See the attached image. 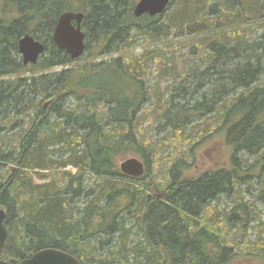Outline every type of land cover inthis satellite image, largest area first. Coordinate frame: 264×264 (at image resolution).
I'll list each match as a JSON object with an SVG mask.
<instances>
[{"label": "trees", "instance_id": "obj_1", "mask_svg": "<svg viewBox=\"0 0 264 264\" xmlns=\"http://www.w3.org/2000/svg\"><path fill=\"white\" fill-rule=\"evenodd\" d=\"M137 1L0 0V207L7 232L0 259L16 264L46 248L81 264H228L246 247L264 256V243H239L230 225L255 219L239 188L253 178V161H264V33L237 35L241 25L264 23V0H170L162 15L136 18ZM224 11L236 25L227 42L212 37L224 31ZM64 12L83 15L85 49L76 60L52 39ZM25 34L44 44L34 65H23L18 51ZM139 35L155 42L201 37L199 46L182 44L192 61L180 78L176 57L160 55L172 76L157 95L153 132L185 139L190 126L202 134L206 123L231 149L229 167L201 173L190 172L186 159L172 160L158 187L163 199L138 184L154 152L138 124L149 101L146 81L113 57ZM126 155L145 162L143 176L120 172ZM222 196L237 201L210 221V203Z\"/></svg>", "mask_w": 264, "mask_h": 264}, {"label": "rangeland", "instance_id": "obj_2", "mask_svg": "<svg viewBox=\"0 0 264 264\" xmlns=\"http://www.w3.org/2000/svg\"><path fill=\"white\" fill-rule=\"evenodd\" d=\"M213 16L214 15H208L207 17L210 23L214 21L212 19ZM219 20L220 21L218 22H220L221 25H224V31L221 34H216L212 37H216L224 42L230 41L235 35L232 33V30L229 31V27H236V25L228 23V21H233L234 15L231 13L228 17V14L224 11ZM238 30L237 35L246 34L243 30L248 32L252 31L251 34L253 35V39H258L261 38V34L264 33V23L261 25L259 22H254L249 25H241ZM198 38L201 37L194 36V38H185L174 37L171 35L163 40L155 42L154 40L144 39L139 35L136 36V39L132 42L130 48L113 54V57L121 56L130 68L129 71L141 75L145 79L148 87L149 101L147 105L143 106L138 115V124L142 123L143 126L141 127H144L142 132L145 141H150L154 152L151 156L153 160L149 173L146 178L139 181L138 184H147L149 192L159 199H163L165 193L164 190L158 189V187L161 184L165 185V183H167L168 163L176 158H182L183 160L186 159L187 163L190 162L191 165L189 171L195 173L219 169L223 166L229 167L228 162L231 149L225 144L222 132L216 131V127L213 125L204 123L203 133L206 131L209 134L207 135L208 137L202 139L201 143L198 145L193 144L200 140L203 133H196L195 130L198 129V127L194 128L196 125L189 127V136L185 139L174 138L169 134L166 135V132H156V130L153 132L152 122H154V117H156V114L158 113V105L156 103L157 95L163 94L164 89L167 86L166 82L172 76L170 73H167L170 68V63L165 61V59L164 61H161L160 55L164 54V52H168L169 54H172L173 57H176L174 61V65L176 66L174 67V72L176 73V76L180 78L184 73L186 74V72H189L187 68L192 61L190 60L191 57L189 54H187L185 45L182 44L186 43V45L189 46L190 44L195 43V45L199 46L200 41H197ZM147 52H156V58L154 60L151 59L152 57L149 54L147 56ZM83 61H85V59ZM83 61H80L78 64ZM185 61H187L186 64L184 63ZM191 74L193 73L191 72ZM259 155L264 157V150L260 151ZM131 156L132 155H126L123 159ZM158 157H163V159L161 160ZM250 158L254 160L256 155H253ZM253 162H255L253 165V178L251 177L252 179L242 183L241 188L239 189L242 196V202L248 204V218L253 216L255 219L252 220V222L249 221V225L241 226L237 224L242 228H237L234 223H230L233 228L231 230V236L235 237V240L237 241L241 240L239 243L243 242L244 244L248 241L257 244H261V242L264 243V198L258 196L260 191L264 190V178L260 180L259 177H257L259 180H256V176H258L264 168V161L261 158H258L257 161L255 160ZM69 171L72 175L76 173L74 169H70ZM246 187L249 189V192L244 191ZM236 201L237 200L234 197L230 196H222L218 200L212 201L210 203L212 210L208 213L210 216L209 220L215 221L219 212L225 211L229 213L233 209ZM239 213H241V211L236 209L235 219ZM237 217L239 218L240 216L238 215ZM243 247H245V245ZM4 256L5 255H3V258L6 260V256ZM228 264H264V256L255 255L252 251H248L246 247V249L239 251L238 254L235 255V258Z\"/></svg>", "mask_w": 264, "mask_h": 264}, {"label": "water", "instance_id": "obj_3", "mask_svg": "<svg viewBox=\"0 0 264 264\" xmlns=\"http://www.w3.org/2000/svg\"><path fill=\"white\" fill-rule=\"evenodd\" d=\"M170 0H138L133 8V15L136 18L144 15L154 17L162 15ZM81 13L64 12L59 15L53 29L52 39L54 44L65 50L72 60L81 57L85 49V34L81 30ZM18 51L23 65L36 64L38 58L44 51V44L36 40L32 35L25 34L18 41ZM120 172L129 177H141L145 173V162L131 156L119 161ZM5 210L0 207V253L4 246L7 232L3 225ZM0 264H12L0 259ZM16 264H81L70 254L46 248L33 253L30 257L21 260Z\"/></svg>", "mask_w": 264, "mask_h": 264}]
</instances>
